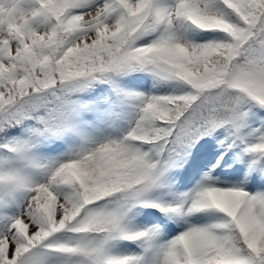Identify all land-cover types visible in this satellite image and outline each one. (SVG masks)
<instances>
[{
    "label": "snow or ice",
    "instance_id": "6c2138e0",
    "mask_svg": "<svg viewBox=\"0 0 264 264\" xmlns=\"http://www.w3.org/2000/svg\"><path fill=\"white\" fill-rule=\"evenodd\" d=\"M0 264H264V0L0 3Z\"/></svg>",
    "mask_w": 264,
    "mask_h": 264
},
{
    "label": "rangeland",
    "instance_id": "374dc122",
    "mask_svg": "<svg viewBox=\"0 0 264 264\" xmlns=\"http://www.w3.org/2000/svg\"><path fill=\"white\" fill-rule=\"evenodd\" d=\"M17 2H19V0H0V3L4 4L5 6H11V4Z\"/></svg>",
    "mask_w": 264,
    "mask_h": 264
}]
</instances>
